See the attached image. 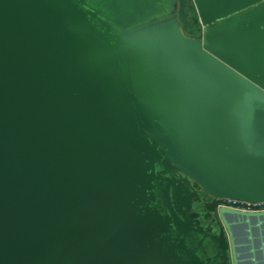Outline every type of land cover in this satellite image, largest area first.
<instances>
[{"label":"water","instance_id":"1","mask_svg":"<svg viewBox=\"0 0 264 264\" xmlns=\"http://www.w3.org/2000/svg\"><path fill=\"white\" fill-rule=\"evenodd\" d=\"M257 234L264 0H0V264H264Z\"/></svg>","mask_w":264,"mask_h":264},{"label":"crops","instance_id":"2","mask_svg":"<svg viewBox=\"0 0 264 264\" xmlns=\"http://www.w3.org/2000/svg\"><path fill=\"white\" fill-rule=\"evenodd\" d=\"M264 239V234L262 235H259V234H257V235H255V238H254V241H259V242H261L262 243V240ZM262 248H263V245H262V247L261 248H259V250H262Z\"/></svg>","mask_w":264,"mask_h":264}]
</instances>
